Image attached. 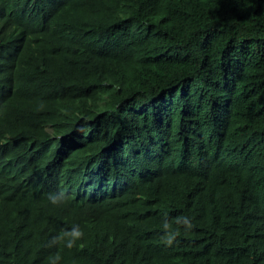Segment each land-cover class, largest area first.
Returning <instances> with one entry per match:
<instances>
[{
    "label": "trees",
    "instance_id": "obj_1",
    "mask_svg": "<svg viewBox=\"0 0 264 264\" xmlns=\"http://www.w3.org/2000/svg\"><path fill=\"white\" fill-rule=\"evenodd\" d=\"M19 19L0 23V264H264V0ZM164 212L194 224L172 246ZM74 224L77 246L51 244Z\"/></svg>",
    "mask_w": 264,
    "mask_h": 264
},
{
    "label": "clouds",
    "instance_id": "obj_2",
    "mask_svg": "<svg viewBox=\"0 0 264 264\" xmlns=\"http://www.w3.org/2000/svg\"><path fill=\"white\" fill-rule=\"evenodd\" d=\"M50 0H0V23L8 27L16 26L19 23V11L21 8L30 3L44 4ZM33 7L31 8V10ZM47 199L53 206H61L66 203L67 197L64 191H57L49 193ZM161 225V241L167 245L172 246L181 235V232L187 234L193 227L192 217L185 214L170 220L168 213L164 212L160 221ZM84 237L83 228L74 224L71 228L60 229L52 238L51 244L60 245L67 249H72L78 245V242ZM62 257L59 252L48 256V264H60Z\"/></svg>",
    "mask_w": 264,
    "mask_h": 264
}]
</instances>
